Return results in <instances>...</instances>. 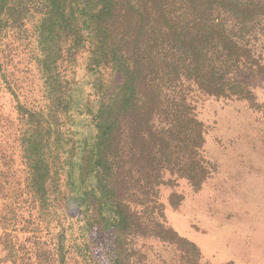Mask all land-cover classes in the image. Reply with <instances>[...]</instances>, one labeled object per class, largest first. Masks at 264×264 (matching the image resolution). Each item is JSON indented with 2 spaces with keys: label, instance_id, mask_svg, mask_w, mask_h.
Instances as JSON below:
<instances>
[{
  "label": "trees",
  "instance_id": "obj_1",
  "mask_svg": "<svg viewBox=\"0 0 264 264\" xmlns=\"http://www.w3.org/2000/svg\"><path fill=\"white\" fill-rule=\"evenodd\" d=\"M22 45L39 79L36 105L16 93ZM85 50L93 99L75 108ZM251 74L264 77V0H0V81L18 121V167L0 162V263L68 264L63 208L85 232L110 235L112 264H145L138 240L200 264L197 246L167 225L160 190L182 180L197 192L216 172L197 100L257 108ZM73 114L91 134L78 138ZM72 246L91 260L86 242Z\"/></svg>",
  "mask_w": 264,
  "mask_h": 264
},
{
  "label": "rangeland",
  "instance_id": "obj_2",
  "mask_svg": "<svg viewBox=\"0 0 264 264\" xmlns=\"http://www.w3.org/2000/svg\"><path fill=\"white\" fill-rule=\"evenodd\" d=\"M87 48L90 50L91 45ZM87 50L77 56L75 108L81 101L93 99L88 95L91 77L86 70ZM13 66L19 101L36 105L40 86L29 61V48H18ZM104 76L111 77L106 71ZM243 79L253 90L257 108L240 100H197V116L206 127L204 151L216 164V172L197 192L182 180L160 190L167 225L197 246L200 264H264V77L251 74ZM75 119L80 121L79 126L72 127L78 138L91 134L92 130L84 126L85 118L75 115ZM17 129L16 101L0 81V162L13 158L18 164ZM173 193L182 196L176 208L168 202ZM60 211L71 248L68 264H112L110 235L87 233L77 224L76 213ZM82 241L89 249V262L78 257L72 246ZM138 247L145 264H184L179 261V252L157 241L138 240ZM2 257L0 250V260Z\"/></svg>",
  "mask_w": 264,
  "mask_h": 264
}]
</instances>
